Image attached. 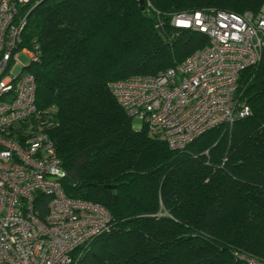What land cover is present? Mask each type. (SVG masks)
Listing matches in <instances>:
<instances>
[{
    "label": "trees",
    "instance_id": "trees-1",
    "mask_svg": "<svg viewBox=\"0 0 264 264\" xmlns=\"http://www.w3.org/2000/svg\"><path fill=\"white\" fill-rule=\"evenodd\" d=\"M37 0L23 44L36 38L40 110L71 197L100 202L110 226L74 250L75 264H250L264 260V49L238 78L251 109L181 149L135 128L112 80L183 61L207 35L175 27L173 12L207 6L257 11L264 0Z\"/></svg>",
    "mask_w": 264,
    "mask_h": 264
},
{
    "label": "built area",
    "instance_id": "built-area-1",
    "mask_svg": "<svg viewBox=\"0 0 264 264\" xmlns=\"http://www.w3.org/2000/svg\"><path fill=\"white\" fill-rule=\"evenodd\" d=\"M36 3L0 0V264H75L74 250L107 230L111 213L63 189L65 169L47 130L55 107H37L36 79L27 70L40 57L39 44L36 38L23 44ZM170 20L204 32L208 42L175 65L115 79L108 87L126 114L140 120L135 128L181 149L208 129L250 114L238 96V78L262 57L264 4L241 12L207 6L173 12ZM20 51L30 57L27 64L18 60Z\"/></svg>",
    "mask_w": 264,
    "mask_h": 264
},
{
    "label": "rangeland",
    "instance_id": "rangeland-1",
    "mask_svg": "<svg viewBox=\"0 0 264 264\" xmlns=\"http://www.w3.org/2000/svg\"><path fill=\"white\" fill-rule=\"evenodd\" d=\"M17 58L23 64H27L30 61V57L28 56V54H26L25 52H22V51H20L18 53ZM19 68H20V64L15 66L14 71L16 72L17 70H19ZM139 124H140V120L133 118V125L136 126Z\"/></svg>",
    "mask_w": 264,
    "mask_h": 264
},
{
    "label": "water",
    "instance_id": "water-1",
    "mask_svg": "<svg viewBox=\"0 0 264 264\" xmlns=\"http://www.w3.org/2000/svg\"><path fill=\"white\" fill-rule=\"evenodd\" d=\"M143 1H144V0H139V3L143 4Z\"/></svg>",
    "mask_w": 264,
    "mask_h": 264
}]
</instances>
